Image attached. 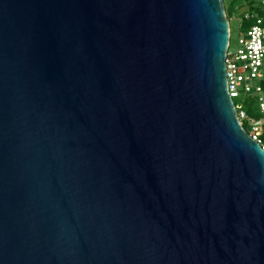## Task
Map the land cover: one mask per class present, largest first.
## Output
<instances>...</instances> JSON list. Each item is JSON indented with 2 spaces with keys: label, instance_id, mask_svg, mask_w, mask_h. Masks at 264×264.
I'll return each mask as SVG.
<instances>
[{
  "label": "water",
  "instance_id": "95a60500",
  "mask_svg": "<svg viewBox=\"0 0 264 264\" xmlns=\"http://www.w3.org/2000/svg\"><path fill=\"white\" fill-rule=\"evenodd\" d=\"M230 38L224 0H0V264H264Z\"/></svg>",
  "mask_w": 264,
  "mask_h": 264
},
{
  "label": "built area",
  "instance_id": "2783aa9c",
  "mask_svg": "<svg viewBox=\"0 0 264 264\" xmlns=\"http://www.w3.org/2000/svg\"><path fill=\"white\" fill-rule=\"evenodd\" d=\"M242 20L247 25H240L234 48L230 38L226 55L228 88L242 125L246 124L250 136L264 148V0L254 2L253 8L244 6ZM249 99L254 100L260 117L246 110Z\"/></svg>",
  "mask_w": 264,
  "mask_h": 264
},
{
  "label": "rangeland",
  "instance_id": "374dc122",
  "mask_svg": "<svg viewBox=\"0 0 264 264\" xmlns=\"http://www.w3.org/2000/svg\"><path fill=\"white\" fill-rule=\"evenodd\" d=\"M224 3L226 11L232 3L234 4L233 13H231L230 15L227 14L231 24V45L234 48L236 46L238 37L241 34L240 25H247V22L245 20H242V9H244V1L235 0L234 3V0H224ZM236 101H239V99H236Z\"/></svg>",
  "mask_w": 264,
  "mask_h": 264
},
{
  "label": "trees",
  "instance_id": "16d2710c",
  "mask_svg": "<svg viewBox=\"0 0 264 264\" xmlns=\"http://www.w3.org/2000/svg\"><path fill=\"white\" fill-rule=\"evenodd\" d=\"M237 1V0H236ZM240 1H244V6H248L250 8H253L254 6V2H256L257 0H240ZM235 3V0H234ZM234 4L232 3L228 8H227V14L230 15L231 13H233L234 11ZM246 110L248 111V113L252 116L255 117H260L262 114L260 112V110H258V108L256 107V104L254 102L253 99H249L246 101V105H245ZM245 127L246 124H244Z\"/></svg>",
  "mask_w": 264,
  "mask_h": 264
}]
</instances>
